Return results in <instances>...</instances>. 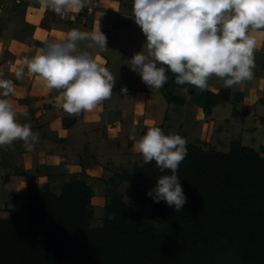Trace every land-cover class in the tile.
Listing matches in <instances>:
<instances>
[{
  "label": "crops",
  "instance_id": "obj_1",
  "mask_svg": "<svg viewBox=\"0 0 264 264\" xmlns=\"http://www.w3.org/2000/svg\"><path fill=\"white\" fill-rule=\"evenodd\" d=\"M88 6L95 7L94 13L79 17L82 10L56 15L36 0H0V79L13 81L15 92L6 99L17 121L29 124L39 137L32 151L20 140L0 147L1 191L13 198L26 192L28 181L41 186L74 174L84 175L89 184L95 181L101 188L120 169L143 162L135 145L153 126L165 135L178 134L217 150L212 141L220 143L223 138H230L228 149L234 140L264 149V30L252 33L257 41L253 79L226 88L223 80L211 77L207 89L216 93L227 89L229 98L205 113L195 100L199 89L176 86L174 94L185 97V102L170 103L164 86L150 88L132 69L134 55L147 51V38L132 16L133 0H88ZM71 29L100 30L106 35V49H89V41H79L73 54L90 52L112 73L114 87L112 96L95 110L69 116L53 106L59 91L48 89L42 78L26 68L22 80H16L15 72L23 67L25 57L47 51V42L63 40ZM172 74L166 68L169 79Z\"/></svg>",
  "mask_w": 264,
  "mask_h": 264
},
{
  "label": "trees",
  "instance_id": "obj_2",
  "mask_svg": "<svg viewBox=\"0 0 264 264\" xmlns=\"http://www.w3.org/2000/svg\"><path fill=\"white\" fill-rule=\"evenodd\" d=\"M175 79L165 83V97L180 105L185 97L174 88H196ZM228 98L227 89H206L195 100L209 113ZM263 154L239 140L228 151L187 144L177 171L187 202L178 212L147 195L168 170L155 161L122 168L106 187L101 225L93 224L94 190L84 175H70L59 193L50 181H28L27 192L10 199L26 203L0 217V264H264ZM125 197L148 205L157 224Z\"/></svg>",
  "mask_w": 264,
  "mask_h": 264
},
{
  "label": "clouds",
  "instance_id": "obj_3",
  "mask_svg": "<svg viewBox=\"0 0 264 264\" xmlns=\"http://www.w3.org/2000/svg\"><path fill=\"white\" fill-rule=\"evenodd\" d=\"M41 8L56 15L79 11L88 0H36ZM135 23L147 38L146 53L135 54L132 69L150 88L161 89L168 81L166 68L176 77L177 85L190 84L204 91L215 76L231 88L253 79L256 38L252 33L264 30V0H133ZM79 41H89V49H106L107 37L100 30L82 32L71 29L63 40L47 42L23 67L15 72L22 80L25 68L59 94L53 106L68 114L91 112L113 94L114 77L90 52L76 53ZM158 64L161 65L158 67ZM127 93V88L121 89ZM15 84L0 79V147L23 141L28 151L34 150L38 134L29 124L17 121V113L7 97ZM27 117V112L20 113ZM135 148L143 162L171 174L161 175L147 195L155 203L166 202L180 211L187 202L177 171L187 156V142L178 134L165 135L160 127H150Z\"/></svg>",
  "mask_w": 264,
  "mask_h": 264
},
{
  "label": "rangeland",
  "instance_id": "obj_4",
  "mask_svg": "<svg viewBox=\"0 0 264 264\" xmlns=\"http://www.w3.org/2000/svg\"><path fill=\"white\" fill-rule=\"evenodd\" d=\"M181 132H183V131H181ZM192 139H195V138L192 137ZM229 140H230V138L229 139L223 138V139H220L221 142L218 143V141L216 139H214L212 141V144L215 143V147H218L220 150L224 151V150H228ZM186 142H187V144L198 143L197 141H194L191 139H189V140L186 139ZM203 147L208 148L207 146H203ZM69 177L70 176H66V178L64 177V179L62 177H58V178L52 180L51 183L53 185L54 191L59 193L60 192V186L63 183V180H67ZM85 181L87 182L88 180L85 179ZM87 183H89V181ZM91 185L93 186V190H94V197L92 199V203L94 205L95 219L93 221V224L94 225H101L103 222V218L105 216V210H104V206L106 203L105 194L107 191L106 187L109 185V183L100 186L101 188H99V184L95 181L91 182ZM125 187H126V184L121 185L120 190L124 191ZM26 192H27V190H26ZM11 198H12V196L10 197L6 192L0 190V210H1L0 211V217H4V218L7 217L15 208H18L21 205H23L24 203H26V201L11 202L10 201ZM125 199L129 205H131L133 208H135L137 211H139L141 213L142 217L145 220L153 221L154 223L157 224V219L151 216L150 207L148 205L143 206L142 203H140V202L133 201V200L126 198V197H125Z\"/></svg>",
  "mask_w": 264,
  "mask_h": 264
},
{
  "label": "built area",
  "instance_id": "obj_5",
  "mask_svg": "<svg viewBox=\"0 0 264 264\" xmlns=\"http://www.w3.org/2000/svg\"><path fill=\"white\" fill-rule=\"evenodd\" d=\"M94 8L95 7H84L83 9L87 11L88 14H93L94 13Z\"/></svg>",
  "mask_w": 264,
  "mask_h": 264
}]
</instances>
